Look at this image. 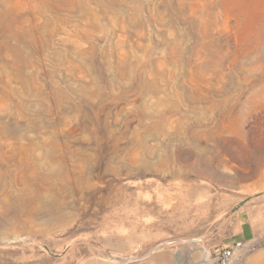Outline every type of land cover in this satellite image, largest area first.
<instances>
[{"label":"rangeland","instance_id":"rangeland-1","mask_svg":"<svg viewBox=\"0 0 264 264\" xmlns=\"http://www.w3.org/2000/svg\"><path fill=\"white\" fill-rule=\"evenodd\" d=\"M229 247L264 264V0H0V264Z\"/></svg>","mask_w":264,"mask_h":264},{"label":"built area","instance_id":"built-area-1","mask_svg":"<svg viewBox=\"0 0 264 264\" xmlns=\"http://www.w3.org/2000/svg\"><path fill=\"white\" fill-rule=\"evenodd\" d=\"M234 254V247L225 248L217 255L216 262L218 264H230Z\"/></svg>","mask_w":264,"mask_h":264},{"label":"bare ground","instance_id":"bare-ground-1","mask_svg":"<svg viewBox=\"0 0 264 264\" xmlns=\"http://www.w3.org/2000/svg\"><path fill=\"white\" fill-rule=\"evenodd\" d=\"M204 198H205V197H204ZM209 205H210V203H209V204H207V203H203V204H202V207L208 209V208H209Z\"/></svg>","mask_w":264,"mask_h":264}]
</instances>
